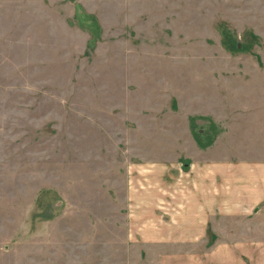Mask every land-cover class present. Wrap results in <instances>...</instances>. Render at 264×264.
I'll list each match as a JSON object with an SVG mask.
<instances>
[{
    "label": "rangeland",
    "instance_id": "rangeland-1",
    "mask_svg": "<svg viewBox=\"0 0 264 264\" xmlns=\"http://www.w3.org/2000/svg\"><path fill=\"white\" fill-rule=\"evenodd\" d=\"M249 81L264 0H0V264H175L162 164Z\"/></svg>",
    "mask_w": 264,
    "mask_h": 264
},
{
    "label": "crops",
    "instance_id": "crops-1",
    "mask_svg": "<svg viewBox=\"0 0 264 264\" xmlns=\"http://www.w3.org/2000/svg\"><path fill=\"white\" fill-rule=\"evenodd\" d=\"M251 84L225 95L222 129H199L207 144L191 160L160 166L159 230L147 241L179 249L161 258L264 264V90L250 93Z\"/></svg>",
    "mask_w": 264,
    "mask_h": 264
}]
</instances>
